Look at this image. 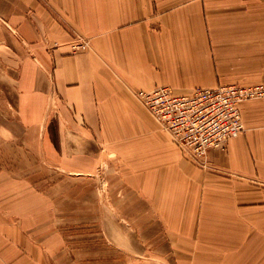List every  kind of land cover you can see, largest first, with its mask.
Here are the masks:
<instances>
[{"label":"crops","instance_id":"crops-1","mask_svg":"<svg viewBox=\"0 0 264 264\" xmlns=\"http://www.w3.org/2000/svg\"><path fill=\"white\" fill-rule=\"evenodd\" d=\"M222 83L264 84V0H0V110L14 115L0 123V264H264V97L241 103L245 131L203 167L134 94ZM19 135L31 167L41 154L94 177L78 213L96 216L110 255L56 251L38 232L72 197L7 173Z\"/></svg>","mask_w":264,"mask_h":264},{"label":"built area","instance_id":"built-area-1","mask_svg":"<svg viewBox=\"0 0 264 264\" xmlns=\"http://www.w3.org/2000/svg\"><path fill=\"white\" fill-rule=\"evenodd\" d=\"M72 47L86 49L88 42L75 40ZM134 94L188 158L208 167V149L224 150L230 139L245 131L241 103L263 98L264 84L197 87L188 94H177L167 85H157Z\"/></svg>","mask_w":264,"mask_h":264},{"label":"rangeland","instance_id":"rangeland-1","mask_svg":"<svg viewBox=\"0 0 264 264\" xmlns=\"http://www.w3.org/2000/svg\"><path fill=\"white\" fill-rule=\"evenodd\" d=\"M223 84V83H222ZM228 84V83H224ZM221 85V84H218ZM4 106L3 104H0ZM4 109V107H3ZM0 110V123H8L9 125L13 126L14 123V115L11 117H8V111ZM1 126V125H0ZM8 139H11V141L15 142L14 137H7ZM21 136H18V142L16 140V148L15 144L8 143L9 145L13 146V149L8 146V149L6 151V164L5 168L7 173H14L23 175L24 177H29V175L36 176L38 178L37 182L33 181V187H37L39 192H54L56 197L63 198V192L70 193L72 197V213L71 214H63L60 210L62 209V205L64 200H56L55 202V212L56 214L53 216H49V222L48 225H46V219L44 221L39 222L40 230L38 231L40 234H46L45 239H54L55 242V249L58 250L59 246H62V243L64 242L65 246H71L72 254H77L79 252L80 254H83L87 252V255L93 254L94 251H97L99 249L98 243L103 244L102 253L107 256L111 254V251L106 250L105 245L103 242L105 240V234L100 229L98 225H96L95 215L90 214H79L78 210L79 207V200H78V193L85 192L87 193V196L91 194V191H93L90 186H92L93 189H95L96 184L94 182V177L91 182H79L78 174H69L65 173L63 170L56 168L52 165L46 164V162L43 161L41 158V154L38 156V159L36 160L38 163L37 165L30 166L31 163V155L28 151L22 150L25 147V144H23L20 140ZM22 145H21V144ZM21 146V147H20ZM1 154V153H0ZM1 159L2 156H0ZM33 159L35 157L33 156ZM22 162V163H21ZM4 168V169H5ZM106 169H104L105 171ZM93 175L94 174H90ZM73 176L72 180L65 179V177ZM106 176V175H105ZM25 180V179H24ZM30 186V182L25 183ZM98 185V184H97ZM110 183L106 182L104 179V193H109L110 190ZM94 193V192H92ZM77 197V198H76ZM75 198V199H73ZM94 200V199H93ZM93 200L87 199V207L90 208V202ZM85 207V206H84ZM40 217H47L46 214L41 213ZM103 240V241H102ZM62 250V247L60 248V251ZM155 253H168L170 254V249L167 247H158L155 248ZM86 258H84L85 261ZM94 259V256L92 255L90 257V263L89 264H100L94 261H91ZM85 264V263H83ZM88 264V263H87ZM103 264H110L108 262H104ZM124 264V263H123Z\"/></svg>","mask_w":264,"mask_h":264}]
</instances>
